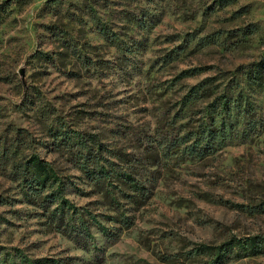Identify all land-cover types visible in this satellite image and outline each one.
<instances>
[{"label":"rangeland","instance_id":"rangeland-1","mask_svg":"<svg viewBox=\"0 0 264 264\" xmlns=\"http://www.w3.org/2000/svg\"><path fill=\"white\" fill-rule=\"evenodd\" d=\"M48 1L0 0V264H211L225 242L242 257L228 252L215 264H264V250L253 247L264 242V93L246 106L258 123H245L251 113L237 117L240 143L203 161L141 165L157 153V129L178 109L185 87L211 74L180 81V69L229 71L223 87H232L241 68L237 80L248 91L250 66L264 61V0H160L156 31L122 36L111 29L118 33L114 46L90 25L68 22L66 10L77 6L79 15L85 0H66L61 12ZM62 21L70 44L98 54L99 70L80 71L77 64L78 75L70 60L57 62ZM188 35L201 47L191 46L179 68L162 67ZM115 147L141 159L130 166L146 183L137 189L142 204L89 176L96 162L111 169ZM34 156L67 184L50 212L63 208L83 217L90 237L62 233L49 212L28 200L11 165Z\"/></svg>","mask_w":264,"mask_h":264},{"label":"trees","instance_id":"trees-1","mask_svg":"<svg viewBox=\"0 0 264 264\" xmlns=\"http://www.w3.org/2000/svg\"><path fill=\"white\" fill-rule=\"evenodd\" d=\"M65 2L66 0H49L46 5L52 8L53 11L61 12ZM158 4H161L160 0H85L82 4V9L79 10V15L75 13L78 10L76 6L72 13L66 10V14H70L66 18L68 22L72 20L78 22L80 20L86 26L90 25V27L94 28L93 33L100 35L107 44L114 46V36L118 33H111V29L121 32L122 36H126L129 31L145 35L156 31L158 26L154 20L159 16ZM163 10L164 7L162 10L160 7V11ZM64 26L65 22L62 21L56 30L58 34L56 41L59 43V48H57L58 46L55 48L57 62L60 63L62 59L72 62L71 58L75 57V63H69L73 66L70 70L73 74H78L79 70L75 67L77 64V66H80V71L83 70V67L89 69L91 66H95V69L99 70L100 63H97L98 58L96 56L98 54L95 51L88 53L78 45L70 44V35L64 29ZM194 40H196L195 37L188 35L177 45L173 44V48H170L171 50L169 51L173 55H169L167 59L163 60L161 63L162 67L168 68L170 64L174 63L176 64L174 66L179 68L181 63H184L183 58L187 55L191 46H193L192 50L201 47V44L199 42L194 43ZM177 61L179 62L175 63ZM250 67L247 73L248 79L246 80L248 91L242 89L241 80H237V73H241V68L233 73V78L237 85L232 87H227V85L223 87L224 75L229 73V71L214 70V66H188L186 69H180V81L200 76L203 73L211 74L204 77L197 85L189 86V88L185 87L187 91L181 94L178 109L174 111L172 116L166 117V120H168L167 125L162 130L157 129L158 137L154 143L157 153L154 150L155 154L147 156L145 160L143 159L141 165L147 166V164H150V166H154L155 163H160L161 161H176L177 165L189 160L203 161L225 150L237 140V143H240L241 133L240 129L236 127L239 122L237 117L243 112H245L243 117L251 113L245 119V123L249 124V127L253 126L254 123H258L260 119H258L256 112L246 109V106H253L258 103L251 97L264 93V61L253 64ZM258 71H261L260 75H256ZM253 130L255 129L253 128ZM111 153L115 157V160L108 161L111 169L108 170L107 167L96 168V162L94 164L95 167L88 171L92 181L98 187L100 185L104 187L114 184L119 189L121 197L131 198V204H134L135 200L139 199L140 204H142L144 195L141 190L138 191L137 189L144 190L146 183L142 175L134 171L130 166L132 163L140 165L141 159L123 151V149L121 150L120 147L113 148ZM148 160H151V162L147 163ZM20 164L19 160L12 162V173L15 181L18 180L24 189H29L28 200L44 211L49 212L50 219L55 226L62 230V233L67 232L70 237L72 236L77 241L90 237L88 221L83 219V217L79 218L77 216L74 218L69 211H66L67 209L63 208L50 212L53 206L59 203L61 194L67 188L66 182L56 169L36 156L23 166ZM129 190L135 192L131 194ZM115 198L116 201L118 199V202L121 203L119 201L122 200L120 196ZM115 198L110 202H114ZM118 207L120 205L115 208L119 212L123 210ZM116 214L112 220L116 221L121 213ZM253 247L254 249L257 248V252L263 251L264 242L256 245L254 243ZM233 248L234 245L231 242L219 245L215 249L216 252L212 253L209 263L220 262L221 259L223 260L228 256V252L232 251L236 257H242V254L239 251H234Z\"/></svg>","mask_w":264,"mask_h":264}]
</instances>
